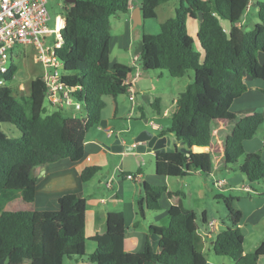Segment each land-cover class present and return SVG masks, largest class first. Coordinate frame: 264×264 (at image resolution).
I'll use <instances>...</instances> for the list:
<instances>
[{"label":"trees","instance_id":"obj_1","mask_svg":"<svg viewBox=\"0 0 264 264\" xmlns=\"http://www.w3.org/2000/svg\"><path fill=\"white\" fill-rule=\"evenodd\" d=\"M65 14L59 33L60 47L55 53L62 63L61 80L80 100L86 124L57 109L46 111L45 85L41 76L30 81L29 113L9 85L16 71L11 62L0 86V124L13 126L19 137L0 129V194L20 193L11 210H0V261L4 264H64L65 259L84 258L95 264H207L195 245L196 214L182 205V190L171 191L163 185L141 184L137 213L159 208L165 193L170 206L168 224H150L143 247L137 252L123 249L124 216L109 211L106 227L92 240V253L85 251V199L74 193L59 197L55 210L34 208V171L41 165L68 158L77 161L84 154L85 132L101 121L104 96L113 102L126 93L123 80L134 70L122 63H109V17L128 10V0H62ZM169 0H142L143 20L156 18L157 6ZM250 0H178L173 16L159 24L157 33H145L141 24L142 51L138 54L144 70H164L171 77H183L193 71L191 81L178 94L170 122L160 135L175 138L169 150L155 153L158 175L182 177L190 171L209 176L213 161L240 171L248 183L264 181V160L259 152H247L243 142L252 138L264 121L261 112L239 114L232 102L246 89L244 76L263 83L264 1L256 2L259 19L250 30L236 25ZM198 24L195 34L201 50H194V38L188 33L187 19ZM228 21V29L220 22ZM157 100L155 98L152 102ZM100 168L87 166L80 179L84 182ZM223 203L226 226L213 239V253L226 256L234 264H258L264 257V239L250 252L243 249L240 227L242 211L238 198L215 196ZM205 221V213H202ZM157 236L156 243L151 241Z\"/></svg>","mask_w":264,"mask_h":264},{"label":"crops","instance_id":"obj_2","mask_svg":"<svg viewBox=\"0 0 264 264\" xmlns=\"http://www.w3.org/2000/svg\"><path fill=\"white\" fill-rule=\"evenodd\" d=\"M141 1L128 0V10L126 12L118 11L109 17V63L112 65L118 62L134 68L126 78L128 88L133 92L134 98L132 99L131 92L128 89L123 96L117 95L115 97L116 111L114 114L112 113L113 102L108 96H104L105 106H107L106 99L108 98L111 112L109 115L101 112V121L95 124L96 128L88 133V138L84 139V154L82 158L77 161L62 158L43 164L34 171L36 179L34 208L36 210H55L58 208L59 197L66 193H74L83 197L86 201L84 246L87 254L92 253L96 246L92 237L97 232L105 230L107 213L109 211H121L124 216L125 226L123 249L126 252H137L143 247L150 224L156 226H166L168 224V209L170 206L166 194L163 193L159 198V208L155 210L145 209L143 217H139L137 213V200L142 195V182L146 181L151 185H163L171 191L182 190L185 194L182 199L183 207L193 210L196 214L197 231L195 233V245L199 251L204 253L206 250L209 252L210 247L213 251L212 245L215 234L226 226V221L221 219L219 222L212 215H209L205 207L199 206V201L205 195V190L209 189V181L211 180L213 184V178H217L221 181L223 180V183L217 187L219 189L218 193L211 192L212 196L215 198L217 195L224 194L238 198L237 205L242 211V219L239 225L244 235L243 249L244 253L250 252L264 239V181L248 183L240 171L231 169L230 167H223L220 159L213 161L212 171L209 176H204L199 171H190L182 177L158 175L155 171V153L158 152L157 149L151 148L150 150L138 153L127 152L122 148H111L114 134L123 143L136 136L121 137L119 135L123 129L117 126V121L115 120L123 117L144 120L151 128L150 122H153L159 127L158 129L152 128L155 131V133L152 132L153 134H157L158 137L164 136L168 140V145L166 146L170 148L175 143L172 133L160 135V132L168 126L171 114L175 108L176 98L181 91L171 89L170 92H160L156 96L153 95V100L155 98L157 100L154 104H152L153 101L149 102L150 108L145 110L142 105V99H145L147 96L146 91L150 87V85L145 84L148 72L142 67L140 74L136 75L135 65L132 62L134 51L132 55H129L134 43L132 16L135 15L137 7L141 8ZM257 1L250 0L248 8L252 4L256 6ZM163 4L166 6H162L161 9L169 11V17L173 16L176 0H169ZM161 5L156 8V18L158 17V9ZM246 17L242 16L241 20L247 21ZM189 19L194 23H191L190 31L189 27H187L188 33L191 32L190 34L195 36L198 24L193 19L188 18L187 25ZM150 20L154 21V19ZM150 20L143 21L145 33L158 31L159 24L163 22L161 21L154 26L146 24ZM238 23H236L237 26ZM27 47L31 46H18L17 49H13L11 62H13L14 58L16 60L21 58L22 52H25ZM114 49L117 50V53L111 58L110 54ZM124 58H127L128 61H124ZM259 60L263 61L264 56H259ZM33 68L31 64L29 74L26 77L29 86L30 81L37 76H41L42 73V66L38 71ZM32 73L35 77L31 75ZM244 80L247 89L232 102L230 106L231 110L239 114L258 111L264 116L263 83L259 80L251 79L247 75L244 76ZM23 84H20L22 89L24 87ZM50 107L51 109L45 106L48 113L58 109L53 105H50ZM71 109L72 107L69 106L61 110L64 114L69 115ZM262 131V138L254 135L243 142V147L247 152H259L262 160H264V128ZM87 166H98L100 169L93 177L83 182L80 179V173ZM120 172L136 173L139 175V181L128 180ZM109 177L113 178L112 190L110 191L106 190L103 185ZM246 187H249L250 190H247ZM241 191L245 192L246 195H239ZM20 197V193L18 192L8 191L1 193L0 210H11L19 202ZM202 213H205L204 222L201 219ZM199 220L200 222H198ZM209 220H216L217 222L215 233L206 234V224ZM157 240V236L151 237L153 243H156ZM246 240H249L251 246L248 249L245 248ZM206 260L207 264H234L230 258L216 256L215 254L213 258L206 257ZM64 264L95 263L87 261L84 258H73L65 259ZM258 264H264V257L259 258Z\"/></svg>","mask_w":264,"mask_h":264},{"label":"built area","instance_id":"obj_3","mask_svg":"<svg viewBox=\"0 0 264 264\" xmlns=\"http://www.w3.org/2000/svg\"><path fill=\"white\" fill-rule=\"evenodd\" d=\"M49 18L47 0H0V86L7 84L4 75L9 70L13 49L17 46H31L32 58L42 66L41 79L45 85L47 103L58 109L71 106L68 116L78 118L86 124L85 107L72 95L74 88H67L62 82V63L55 53V49L61 45L59 31L63 26L64 17L56 22L55 27L47 24ZM132 62L136 75H139L141 68L138 67V54L132 55ZM123 83L131 92L126 79ZM131 97L134 98L133 92ZM150 124L154 129L159 128L153 122ZM120 173L128 180L139 181V175L136 173ZM222 183L223 180L213 178L214 186L219 187ZM103 185L106 190H112L113 178H107ZM246 189L250 190L249 187ZM216 228V220H209L206 224V234L215 233Z\"/></svg>","mask_w":264,"mask_h":264},{"label":"rangeland","instance_id":"obj_4","mask_svg":"<svg viewBox=\"0 0 264 264\" xmlns=\"http://www.w3.org/2000/svg\"><path fill=\"white\" fill-rule=\"evenodd\" d=\"M259 1H264V0H259ZM177 5H178V1L176 0V6ZM47 6H48L49 14H50V18H49L47 24L50 27H55L56 22L59 19H61L65 14L63 1L62 0H47ZM162 6H166V5L162 4L161 7L158 9V17L156 19H154V21L150 20L151 22L149 21L146 24H148V25L150 24V25L154 26V25H157L158 23H160L161 21H165V19L167 17H169L168 15L170 12L169 11H163V9H161ZM243 16H247L246 17L247 21L240 20L238 23V26L242 30L252 29L254 27V23L259 21L257 15H256L255 4L254 5L252 4L251 7L245 11ZM220 22L224 26V28L228 29V26H229L228 21L220 18ZM191 23H194V22H192L189 19L188 25H187V27H189V31L191 28ZM145 26H147V25H145ZM139 28L141 31V25L139 26ZM143 28H144V25H143ZM157 32L158 31L150 32V33L154 34ZM190 33L191 32H189V34ZM190 35L195 40V36L193 34H190ZM133 42L134 43H133L132 48L129 52V55L133 54V51L135 48L136 41L133 40ZM17 47H15L14 50L17 49ZM193 48H194V50H196L197 52L200 53V60H201L202 50H201L197 40L194 41ZM116 53H117V50L114 49L110 54L111 58H113V56ZM32 54H33V49L31 47H27L26 51L22 52L21 58H19L17 60L15 58L13 59V62L16 65V71L12 77L11 82H9V85H11L13 87V93L23 103L26 113H29V95H28L29 83H28V80L26 79V77L29 74V68H30L31 64H32V67H34L33 69L36 71H38V69L41 67V65L32 58ZM260 56H264V54L260 53ZM128 57H130V56H128ZM124 61H128L127 58H124ZM138 67H140L142 70L141 65H138ZM145 71L148 72V77L145 80V84L150 85L149 89L146 91L147 96L145 97V99H142V105L144 106L145 110L150 108L149 102L151 103L153 101V95L156 96L160 92H170L171 89H174L175 91H182L185 87L184 85H186L188 82H190L191 78L193 76L192 70H190L183 77H171L164 70H151V69H149V70H145ZM31 75L33 77H35V75L33 73ZM22 83H24L23 89L20 86V84H22ZM119 96H123V94H119ZM106 102H107V106H105L102 109V113L109 115L111 112V109H110L111 107H110V102H109L108 98L106 99ZM44 105L46 107H48L49 109H51L50 105L47 103L46 100L44 101ZM115 121H117V126H120V128L123 129L122 132H120L121 134H119L121 137H130V136L134 137L135 135H138L142 131H149L151 133L152 132L155 133V131L149 125H147L144 120H141L138 118L127 119L126 117H123V118L117 119ZM129 125H131V126L129 127ZM95 128H96V125L90 126L87 129V131L85 132V138H88V133L91 130H94ZM263 128H264V121L259 125V127L256 131V134H255L256 136H259V138L263 137L262 136L263 135V131H262ZM0 129L3 130L8 135H13L14 137H19V135H20V133L17 129L13 128V126H8L7 124H0ZM115 136H116V134L113 135L111 142L118 139ZM153 185H156V184H153ZM211 192L212 193H218L219 189L216 186H213L212 181L210 180L209 181V189L205 190V193H204L205 195L199 201V206L202 205L203 207H205L208 210L209 215H212L219 222L221 221V219L226 221L222 201L217 199V198H214L212 196ZM239 195H241V196L246 195V193L241 191L239 193ZM195 204H197V203H195ZM198 222H200V220ZM250 247L251 246H250L249 240H246L245 248L248 249ZM203 254H205L207 258H213V255H214L211 247H210L209 252L206 250Z\"/></svg>","mask_w":264,"mask_h":264},{"label":"water","instance_id":"obj_5","mask_svg":"<svg viewBox=\"0 0 264 264\" xmlns=\"http://www.w3.org/2000/svg\"><path fill=\"white\" fill-rule=\"evenodd\" d=\"M141 8L137 7L135 9V15L132 16L133 25V38L136 41V47L134 49V54H139L142 51V41L140 39V28L139 26L143 22ZM173 141L175 138L173 137ZM168 145V140L164 136L158 137L157 134H153L149 131H142L136 135L131 140L126 142H121L120 139L113 141L111 148L118 149L122 148L127 152H144L145 150H150L151 148L157 149L158 151H164L171 149ZM3 264V260L0 261Z\"/></svg>","mask_w":264,"mask_h":264}]
</instances>
